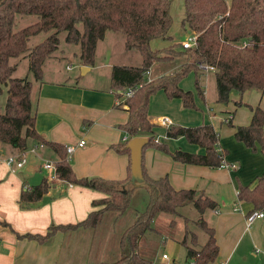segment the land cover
Returning a JSON list of instances; mask_svg holds the SVG:
<instances>
[{"label": "trees", "instance_id": "1", "mask_svg": "<svg viewBox=\"0 0 264 264\" xmlns=\"http://www.w3.org/2000/svg\"><path fill=\"white\" fill-rule=\"evenodd\" d=\"M172 3L173 0H0V94L5 90L7 93L4 108L0 107V145L8 143L19 152H26L31 140L46 145L58 155L55 161L58 178L105 193L104 197L93 201L101 207L93 209L85 219L76 223L53 224L46 233L28 232L20 236L44 241L58 229L96 226L106 210L122 212L129 207L135 185L129 184L132 175L129 180L77 176L67 157L66 145L47 139L36 128L33 81L42 80L44 64L59 48V33L62 30H66L68 42L81 45L84 65L94 64L98 41L105 37L108 30L121 32L126 50H138L142 55L140 64H114L111 79L116 97H122L130 89L133 92L119 103L128 105L129 116L123 124L124 129L132 137L149 138L143 149L144 180L141 182L147 189L148 201L121 236V257L102 264H157L153 258L141 253L140 243L148 231L155 230L153 222L159 213L181 214L179 208L190 202L201 213L217 206L218 201L204 191L176 188L168 175H148L144 151L154 146L170 153L176 160L219 166L224 160V152L218 148L220 132L211 123H172L166 130L168 137L184 136L204 147L205 152L188 151L181 147L171 150L167 143L155 140L158 124L150 120V100L162 89L169 98H181L184 106L198 107L195 93L183 88L180 81L191 71L198 73L201 64L215 66L219 102L228 103L233 93L241 95L248 89L264 91V0H184L181 26L190 29L196 36L195 44L184 46L183 42L173 41L164 48L153 49L151 41L154 38L173 40L170 34ZM18 14H37L38 19L15 28ZM52 29L53 32L42 41L29 45L32 35ZM24 57L29 59L33 79L29 75H14L19 60L13 61V58ZM159 61L170 64V70L150 78L148 71ZM196 85L198 94L202 96L198 77ZM236 103L245 102L239 99ZM251 108V121L235 125V137L254 149L260 143L264 149V108L261 104L251 105ZM228 122L232 124V117ZM127 143L118 146V149L130 152ZM49 186L47 178L37 184L23 186L21 202L40 199ZM238 196L253 203L252 210L264 209V172L255 185H241ZM183 219L185 227L179 242L187 248L186 264L192 259L194 264L214 262L219 254L215 227L203 216L198 219V224L207 233L206 241L199 244L197 233L187 226L189 218L184 216Z\"/></svg>", "mask_w": 264, "mask_h": 264}, {"label": "crops", "instance_id": "2", "mask_svg": "<svg viewBox=\"0 0 264 264\" xmlns=\"http://www.w3.org/2000/svg\"><path fill=\"white\" fill-rule=\"evenodd\" d=\"M100 42L99 40L96 55ZM55 60L57 62V59ZM96 64L95 56V62L89 65L88 70L104 65ZM114 64L111 59L105 63L104 66L107 67L105 79L99 78V74L103 75L102 73L87 77L86 71L82 77L69 75L70 77L64 79L46 78L44 68L42 80L33 81L32 96L37 107L36 128L49 140L76 146L69 160L79 177L99 176L106 179L129 180L132 175L131 152L118 149V146L122 147L130 140H123L128 132L123 124L128 120L129 111L126 103H123V106L119 105L125 96L116 97L113 89L111 71ZM170 68V64L164 61L155 62L149 76L153 78ZM214 70L201 67L198 73L193 71L195 80L198 77L200 81L205 72L214 74ZM183 80L184 78L180 81L181 86L195 93L198 107H186L181 98H169L161 89L151 97L149 117L152 122L158 124L156 126L158 142L167 143L171 150L181 147L188 151L205 152L204 147L190 142L184 136L168 137L166 135L168 126L158 121L160 117L167 115L171 117L172 123L214 125L211 118L214 115L212 114L214 108L208 105L202 84L200 83L203 95L200 96L197 85L195 89L186 87ZM232 97L239 107L238 110L249 108L248 114L244 111L245 117L248 115L246 122L241 123L247 124L251 121L253 114L251 105L261 104L264 108V91L248 89L241 95L233 93ZM239 99L245 103L237 104L236 101ZM155 113L161 116L156 117ZM234 116L232 124L228 122L234 127L231 145L220 140L218 143V148L224 152L221 165L210 166L180 160L175 162L170 153L156 147L157 149H152L156 153H151L149 159L146 157L145 170L151 177L167 174L176 188H196L218 201L217 206L211 208L218 217L211 220L213 225L207 221L215 227L219 244V254L211 264H218L223 259L233 264L235 261L232 262V257L237 252L244 260L249 257L255 258L252 264H264V216L247 224V214L254 206L253 203L238 196L241 185H255L258 177L264 172V149L260 143H257L254 149L235 137L237 124L233 122ZM81 137L87 139L84 146L77 145ZM130 137L132 138V135ZM176 142L180 145L177 146ZM169 143H173V148ZM0 148L3 154L19 152L8 143H2ZM33 148L37 152L39 148L41 150L39 149V154L30 160L28 151H33ZM229 148L235 149V153ZM26 154V166L19 171H10L7 165L0 164V264H67V259H63V256H70V250L77 247L76 242L72 241L77 240L82 236L83 230L90 227L58 229L44 241L19 234L46 233L53 224L81 221L93 209L101 207L95 205L93 201L104 197L105 193L64 179L51 178L54 170L45 167L44 163L55 162L58 155L46 145H39L31 140ZM38 157L44 158L45 162L39 163ZM43 178H47L50 183L43 196L35 201L21 202L23 186L37 184ZM131 181L133 180H129V184ZM168 254L170 261L178 263L174 256ZM155 263L161 264L157 260Z\"/></svg>", "mask_w": 264, "mask_h": 264}, {"label": "rangeland", "instance_id": "3", "mask_svg": "<svg viewBox=\"0 0 264 264\" xmlns=\"http://www.w3.org/2000/svg\"><path fill=\"white\" fill-rule=\"evenodd\" d=\"M228 1L230 2V0ZM171 12L173 15V24L170 29V34L173 35V40L170 41L163 38H154L151 41V47L153 49L164 48L173 41H179L182 43L192 34L190 29H183L181 26V20L184 15V0H173ZM37 19V14H18L15 28L23 27L36 21ZM79 25L81 28L83 27L82 23ZM53 30L54 29L42 31L32 35L29 39V45L33 46L34 44L42 41L51 32H53ZM66 33V30L60 31L59 48L55 50L53 56L48 58L44 64L46 78L64 79V77H70L69 75L75 77L77 75L81 76L84 74L82 69L84 64L81 59V45L79 43L68 42L66 40ZM100 41L99 52L96 55L97 66L100 64L105 65L109 59L113 60L115 64H138L141 62L142 55L138 50H126L124 45V36L121 32L108 30L105 37ZM55 59H57V62ZM15 60L19 61L14 75H29V77L33 79L32 72L29 69V59L27 57L19 59L13 58V61ZM104 65L99 68L87 70V77L95 76L97 73H102L103 75L99 74V78L105 79L107 67ZM183 83L186 87L190 86L195 89L196 80L193 71L184 77ZM200 83L205 89L208 105H211L214 108V111L212 112L214 115L211 118L214 121L215 127L220 132V142L231 145V140L234 139V127L228 124L229 116L232 117L235 115L233 122L237 125L246 124L241 122H246L248 115L245 117L244 111L248 114L249 108L238 110L239 107L236 106L235 99L233 97H230L228 103L219 102L217 100L218 93L213 73H203ZM6 96V90L0 94V107L2 109L4 108ZM153 96H155V94H153ZM154 116L159 117L161 114L159 115V113H155ZM158 138V135H156L155 140ZM169 144L170 147L173 148V143ZM175 144L177 146L180 145L178 142ZM152 149L157 148L149 146L145 149L144 164L146 162V157L149 159L151 157V153H156ZM229 150L232 151V153H235L236 151L231 148H229ZM38 152L35 151V149L33 151H28L29 159L31 160L35 157V155L39 154ZM171 158L176 162V159H174L173 156ZM37 159L39 163L45 162L44 158L38 157ZM44 171L46 170L44 169ZM132 184L135 185H133L134 189L129 207L122 212L108 209L103 213L102 220L96 227H90L83 230L84 232L82 233V236H79L77 240L72 241V243L76 242L77 247L70 250V256H63V259H67V264H102V262L105 261H116L121 257V236L124 230L136 220L138 214L144 210L148 201V192L146 187L138 180L133 181ZM179 211L181 214L161 212L156 216L153 222L155 230L148 231L141 239L140 251L143 255L153 258V260H157V262L161 264H169L170 259H163V253L168 252L174 256L179 264H185L187 260V248L184 244L179 242V239L183 235V228L185 227V220L183 219L184 216L189 218L187 226L197 233L199 244L206 241L207 233L203 227L198 224V219L203 216L210 224L213 225L211 220L218 217L213 213L214 210L212 211L211 208H208L204 211V213H201L195 204L190 202L182 205L179 208ZM174 219L175 221L172 223ZM254 259L255 258L249 257L244 260V258H242V256L237 252L232 257V262L235 261L237 263L252 264ZM235 262H233V264H235Z\"/></svg>", "mask_w": 264, "mask_h": 264}, {"label": "built area", "instance_id": "4", "mask_svg": "<svg viewBox=\"0 0 264 264\" xmlns=\"http://www.w3.org/2000/svg\"><path fill=\"white\" fill-rule=\"evenodd\" d=\"M195 42H196V36L192 33L190 36H188V38H186L183 41V44L184 46H192L195 44ZM201 67L205 69H209V68L215 69L214 65H209V64H201ZM132 93L133 92L130 89L128 92L124 94H125V97H130ZM229 119H230V116H229ZM159 121L161 124H164L166 126L171 125L173 122L172 119L167 115L160 117ZM130 136H131L130 133L127 132V134H125V136L123 137V140L128 141L129 139H131ZM156 141H159V138L156 139ZM86 144H87V139L85 137H81L79 141L77 142V145L79 146H84ZM66 147H67V152H68L67 157L69 159L70 155L72 154L76 146L74 144H68L66 145ZM26 152H10V153L3 154L0 148V164L4 163L5 165H7L10 171H13V172L19 171L26 166V163H27ZM44 166L47 168H52L54 170V173L51 178L53 179L58 178L57 173H56L57 167H56L55 162L46 161L44 163ZM233 166H235V164H233ZM263 216H264V209H253L247 214V224H251L256 218L263 217ZM163 258L169 259V254L167 252H164ZM169 264H178V263L170 261ZM189 264H194V259H192ZM218 264H229V263L227 259H223V260H220Z\"/></svg>", "mask_w": 264, "mask_h": 264}, {"label": "water", "instance_id": "5", "mask_svg": "<svg viewBox=\"0 0 264 264\" xmlns=\"http://www.w3.org/2000/svg\"><path fill=\"white\" fill-rule=\"evenodd\" d=\"M90 67L84 65L82 67L83 73L87 71ZM149 141V138L146 136H134L128 141V147L131 152V169H132V180L140 181L144 180V171H143V149L144 146Z\"/></svg>", "mask_w": 264, "mask_h": 264}]
</instances>
